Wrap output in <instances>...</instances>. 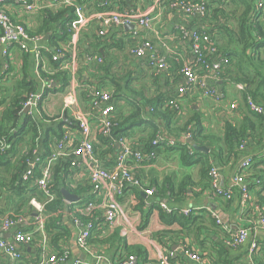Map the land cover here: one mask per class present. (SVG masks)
Masks as SVG:
<instances>
[{
	"label": "crops",
	"instance_id": "0c3cea01",
	"mask_svg": "<svg viewBox=\"0 0 264 264\" xmlns=\"http://www.w3.org/2000/svg\"><path fill=\"white\" fill-rule=\"evenodd\" d=\"M35 1L44 6L48 5V0ZM166 4L167 0H161L159 3H156L155 0H82L81 6L89 15L102 11H145L154 6L151 13L152 26L150 30L134 27L131 29L132 31L127 29L123 33L109 30L104 37H99L97 23L91 22L81 33L78 46L82 45L91 54H94L95 51L101 53L99 56L106 60L108 70L102 71L99 66L86 64L83 60L84 55L78 56L79 49L73 69L61 72L67 78V85L63 87L62 82L53 81L50 78L51 89L39 105V114L30 117L41 122L34 143H32V135L22 132L24 129L14 131L12 139L10 141L8 139L6 154L4 153L3 157L0 156V241L13 244L14 235L17 232L34 234L33 242L29 245L14 244L16 251L21 254L19 264L35 263L41 254L39 248L40 241H42V235L35 232L36 214L30 205L31 199L42 201V198L36 187L32 183L24 182L22 176L27 170L29 162L36 164L43 162L48 157L58 140L57 135L61 137L64 133L70 132L71 147L76 146L80 140V134L77 128L71 127L72 117L63 109V100L69 90H73L77 108L91 115L96 114L97 109L85 100L88 87L99 91L103 89L112 93L113 91L118 92L119 97L115 99V117L123 125L122 129H128L125 133L126 136L122 138H125L136 150L143 149L144 144L154 136L156 131L165 139L176 140L181 135L178 131L185 125L198 123L202 130L199 137L191 142L206 150L199 151L190 148V152H200L208 156L210 166L218 168L222 185L232 190L233 199L227 201L209 192V189L206 188L207 179L200 174L201 157L191 153L189 156L192 157L191 162L193 163L187 164L182 161L181 148L157 147L155 148L156 158L146 160L135 173L140 186L129 185L123 197L119 199L121 211L117 222L112 227L103 225L101 222L97 224L91 232L90 238L98 237L100 242L89 243L87 240L88 250L82 251L75 243L77 230L73 224L70 225L67 218L72 213L69 212V209L80 212L78 203L88 200L95 203L94 211L101 217L103 210L100 206V197L92 194L87 187L86 169H72V177L69 178L67 184L71 189L80 188L81 195L74 203H68L63 197L64 209L61 219L71 234L67 242L68 258L62 264H72L77 260L81 264H113L118 254L126 255L128 251L134 252L136 249L146 252L145 259L133 254L137 259V264H157L159 255L167 250L173 251L175 254L171 260L172 264H264V230L257 224V215L254 210L257 205L264 208V186L250 188L249 204L243 208L239 203V190L233 182L246 157L251 158L252 167L256 161L260 160L259 158H263L264 137L257 146L247 149L246 153H240L235 160L225 159L223 155V159L219 161L216 157L211 156L216 153L219 147V139L223 134L226 122L235 124L241 120L240 116L254 114L247 107V98L243 96L246 94L244 90L247 89L246 91L256 92L259 95L264 94V80L255 76L254 72V70L263 69L259 73L263 72L264 74V44L262 43L264 37L260 42L262 46L246 53L248 56L246 59H252L251 62L247 60V63L242 65L246 69L248 77L252 78L250 87L235 82L234 79L242 77V74L237 67L232 66L231 73H228L225 79L220 78L217 82H208L209 86H215L217 92L221 94L220 101L201 97L198 94H189L181 98L179 112L169 109L163 110V115L154 114L153 108L159 102H163L164 105L169 99L180 97L178 93L183 84L178 70L171 68L169 59L173 60V57L167 50H171L182 61H192L190 34L193 31H204V24L200 17L197 15L183 17L177 12L169 11ZM63 9L64 7L60 6H46L35 16L30 17L22 11L17 12L16 7H11L13 17L25 24L32 34L41 35L42 44L47 47L52 42H57L59 45L68 43L67 40L62 41V32L59 30L58 24H50V30L46 33H37L39 27L44 23V11L56 14ZM259 21L262 23L264 31L263 15L259 17ZM180 27L185 30V36L179 32L178 28ZM130 31L135 32L136 36L133 37L129 33ZM96 39L100 41L98 46H95ZM129 41H133L134 44L149 41L154 51L165 57L170 68L156 73L148 65L150 57L148 53L141 57L130 56L127 43ZM257 56L260 57L256 59ZM256 60L262 61L263 65L257 64ZM5 64H8L9 74L4 71ZM33 68V58L30 55L11 49L10 55L5 58L0 52V103L8 91L3 88L2 83L21 79L23 71L33 81L35 89L38 87ZM125 74H128L126 84L123 81L125 77L121 81H117V83L119 82L118 86L109 80L113 75L116 79ZM99 79L102 82L101 86L98 85ZM259 86L262 87L261 90H258ZM14 93L13 86L10 98ZM56 96L59 97L55 98ZM248 96L250 97V95ZM255 99L253 100L255 103L264 107V102L260 97ZM2 109L0 104V112ZM134 110L139 112L136 118L137 124L131 128L132 121L129 120V115ZM21 117H29L27 113H24L23 107ZM60 121L65 124H60ZM92 132L96 134L93 127ZM97 137L98 135L93 137V144L97 141ZM257 141L255 140L256 143ZM116 153L115 146L112 154L114 159ZM257 155L259 156L258 160H253ZM21 168V173L16 178ZM39 168L35 170V173L39 171ZM257 170L264 172V166H258ZM250 175L249 168L245 180L246 183L252 185L253 179L250 178ZM181 183L186 184L183 190L178 189ZM262 183H264V175L261 176L260 184ZM144 189H151L154 191L153 195L146 196L143 192ZM160 202L180 210L192 209L193 212L184 216L188 221L186 220L183 225L175 221L168 225L160 218L161 211L158 207ZM212 213L220 219L222 226L216 224ZM6 218H11L16 223L7 230H3L2 223ZM145 222L146 224H144ZM242 228L250 230L247 242L236 249L226 246L225 242L230 235ZM46 242L49 251L54 253L55 251L47 239ZM252 242L257 244V250L253 257H249L247 251ZM183 247L198 254L201 262H195L186 257L182 252ZM129 248L131 249L129 250ZM0 264H10V259L1 250Z\"/></svg>",
	"mask_w": 264,
	"mask_h": 264
},
{
	"label": "built area",
	"instance_id": "2783aa9c",
	"mask_svg": "<svg viewBox=\"0 0 264 264\" xmlns=\"http://www.w3.org/2000/svg\"><path fill=\"white\" fill-rule=\"evenodd\" d=\"M161 0H155L159 3ZM263 0L257 4V8L263 7ZM105 5V4H104ZM46 6H60L72 9V19L67 23V31L69 32V40L66 45H57L47 47L42 44V36L30 34L29 30L20 21H17L12 14L11 7H16L17 12H23L27 16H35ZM44 6L35 0H0V52L2 57H8L11 49H16L20 53L32 56L33 72L38 87L31 92L25 99L23 109H28L27 115L35 117L39 114V105L43 102L44 96L49 92L51 79L53 75L63 71L73 69L77 59L78 42L81 33L95 22L98 25L97 34L104 37L109 30L123 31L125 26L139 27L150 30L152 26L151 13L154 6L145 11H102L95 14H87L80 4H76L75 0H48V5ZM166 8L171 12H177L183 17H192L197 15L201 19L206 15V0H167ZM15 11V12H16ZM179 32L185 36V30L180 27ZM132 31V30H131ZM129 32L133 37L135 32ZM119 33V32H118ZM134 39V38H133ZM191 51L193 54L192 61H182L171 50L167 52L173 57L176 63H181L182 68L180 75L183 79L182 87L179 89V98L169 99L167 106L169 109L179 112L181 98L189 94H198L201 97L212 98L220 101L222 96L214 87L209 86L208 82H217L221 73L222 59L217 58V48L211 37L202 31H193L190 34ZM145 53L149 54L148 65L150 69L156 73L168 70L169 66L165 57L154 51L149 41H142L128 48V54L132 57H141ZM49 55V59L47 56ZM83 60L86 64L101 66L103 58L96 54H85ZM51 63V64H50ZM8 64L4 66V71L9 74ZM113 94L107 90L87 88V98L92 107L97 109V113L91 115L77 108L74 91L69 90L63 100V109L67 111L77 125L80 134V140L76 146L71 147L70 132L64 133L56 142L53 150L50 152L44 162L28 163V168L22 176V180L32 183L38 190L42 201L35 199L30 200V205L35 211V229L37 233L42 235L40 243V257L32 264H62L68 258V253L62 255L53 253L47 248V242L44 237V227L46 218L44 215L45 206L55 199L51 187V174L53 165L59 160H68L69 165L73 169L84 168L87 171L88 183L91 186V192L101 199L100 206L103 210V225L112 227L120 217V205L118 199L122 198L125 190L130 185L140 186L135 176L136 171L146 160L156 158L154 151L148 154H142L139 150L133 149L125 138H119L115 141L117 153L112 167H104L93 150V142L95 135L110 136L115 126V105L112 101ZM246 104L248 109L257 115H264V107L255 103L251 98H247ZM90 117V118H89ZM92 127L95 133L92 132ZM191 142V134L189 132L181 135L178 139H165L158 133L151 142L153 147H173L177 143L185 147L188 154L191 155L189 143ZM243 144L240 149H243ZM7 146L5 141H0V152L5 153ZM251 158L246 157L240 165V172L234 179V185L238 188L240 205L245 208L250 201L249 184L246 183V174L251 166ZM39 168V175L35 176V170ZM258 183V180H253ZM208 189L211 194L224 200L233 199L231 189L224 187L221 183V177L218 168L211 166L208 172ZM146 196H152L153 191L150 189L143 191ZM84 207L83 212L90 213L95 210V203L89 202ZM160 207L167 213L171 210L166 204H160ZM257 215V224L264 230V208L260 205L254 207ZM192 209L180 210V214L188 216L192 214ZM216 224L222 226L220 219L216 214L212 213ZM16 223L11 218H6L2 223V229L7 230ZM73 225L77 230L75 243L82 250L87 251V240L94 230V226L90 223H82L79 219L73 221ZM250 230L242 228L230 235L225 244L231 249H236L247 242ZM33 242L32 233L17 232L14 235L13 244L0 241V250L10 259V264H19L21 254L16 251L14 244L29 245ZM257 250V244L252 242L248 248L249 257H253ZM183 254L190 260L201 262L200 256L192 253L188 248L183 247ZM175 254L173 251H165L159 255V264H172L171 260ZM72 264H81L79 260ZM113 264H137L134 255H129L124 259H117Z\"/></svg>",
	"mask_w": 264,
	"mask_h": 264
},
{
	"label": "trees",
	"instance_id": "16d2710c",
	"mask_svg": "<svg viewBox=\"0 0 264 264\" xmlns=\"http://www.w3.org/2000/svg\"><path fill=\"white\" fill-rule=\"evenodd\" d=\"M186 1H195V0H186ZM260 0H206V15L204 18H202L204 27L202 31L209 37H211V40L214 41L217 48V58L222 59L221 63V73L220 78H226L228 73H231V67H237L240 73L242 74V77L234 79L236 83L244 84L250 87V83L252 81V78L248 77V74L246 73V69L242 67L244 63H247V60L251 62L252 59L247 58V52L250 50L258 49L260 46V42L264 37V31L262 23L259 21V17L263 15L264 18V3L262 8H257V4ZM264 2V0H263ZM76 4H82V0H75ZM45 15L44 23L42 26L38 29V34L46 33L48 32L49 25L50 24H58L59 30H61L62 35V41L68 42L69 40V32L67 31V23L72 19V9L71 8H64L60 13H52L50 11H44ZM32 34L31 32H29ZM264 40V39H263ZM51 41V40H50ZM63 42V43H66ZM100 43L99 40L96 39L95 46H98ZM129 45L133 46V41L127 42ZM264 44V41L262 42ZM133 44V45H132ZM59 45L57 42H52L49 44V47L57 46ZM79 55L83 56L85 54H91L89 50L84 49L82 45L79 44ZM94 54L101 55L99 52H94ZM49 59V55H45ZM260 57V56H259ZM258 56L256 57L259 58ZM171 63V68L173 70H178V73L180 74V70L182 68L181 63H176L174 60L169 59ZM257 64L262 66V61L256 60ZM51 64V63H50ZM255 67H257L256 64H254ZM170 66V65H169ZM170 68V67H169ZM99 69L104 71L108 70L107 62L106 60H103V63L101 66H99ZM254 70L256 73L255 76L258 78L264 80V74L263 72L260 74L259 72L263 69ZM253 72V71H252ZM25 73V74H24ZM127 76L128 74L122 75L114 79V75L110 77V81L115 84V86H118L119 82L124 77L123 80L124 83H127ZM181 76V75H180ZM53 79V81H60L63 83V87L67 85V78L62 73H57L50 77ZM219 78V79H220ZM101 79V78H100ZM99 79V80H100ZM233 80V79H232ZM101 80L99 81V84L101 86ZM260 87V86H259ZM215 88V86H214ZM262 87H260L261 90ZM35 90V85L33 81L28 77L25 71H23L21 79L16 82L14 85V95L11 96L10 100L8 101H2L0 104L2 106V110L0 112V141L3 139L5 141V144L7 146L8 139L9 141L13 137L14 131H23L26 132V134L29 133V135H32V143H34V140L38 136V131L41 125V122L39 120H33L30 117H21V111L23 104L25 102L26 97ZM216 90V89H215ZM247 90V89H246ZM244 90L246 93L243 95L245 98H250L252 100H256L255 98L260 97L262 101L264 102V94H258L256 92H248ZM217 91V90H216ZM113 97L112 101L115 105V99L119 97L118 92L113 91ZM250 95V97L248 96ZM86 101L89 99L86 98ZM247 100V99H246ZM168 102V101H167ZM166 104L163 105V102H159V104L153 108V113L157 115H163L162 111L169 110V107ZM258 104V103H257ZM166 109V110H165ZM159 110V112H158ZM171 111V110H170ZM139 112V111H138ZM138 112L133 111L129 117L132 121L131 128L137 124L136 118L138 117ZM241 120L238 123L233 124L232 122H226L223 128V134L221 138L219 139V147L216 151V153L211 154V156L216 157L221 161L223 159V155L225 159L232 158V160L237 159V156L240 155V153H246L247 149L254 148L257 146L264 137V116L263 115H257V114H249V115H243ZM115 126L112 129L111 135L101 136L98 135L97 141L93 144V150L95 155L99 158V160L102 162L104 167H112L114 164V157H113V151L115 147V141H117L119 138L126 136V132L128 129H122V124L118 122L117 118L114 117ZM71 127L73 129L77 128V125L75 121L71 120ZM60 124H65L64 122L60 121ZM201 127L198 123L194 122V124H188L185 125L184 128H182L179 133L181 135L189 132L191 134V141H195L196 138L199 137ZM158 134V131L154 133V136L152 138L150 137L149 141L144 144V148L139 150L142 154H148L152 151H156L155 147L151 145L152 139ZM180 135V136H181ZM60 135H57V138L59 139ZM255 140H258L257 143ZM243 146V149H240L241 145ZM255 144V145H254ZM181 148V154H182V161L184 163L190 164L193 163L192 157L189 156L187 150L185 147L181 146L180 144H176L173 147H170V149L173 148ZM157 148V147H156ZM197 156L201 157L200 164V174L202 177L207 179L206 188H208V172L210 169L209 159L207 155H204L200 152H194ZM192 153V154H193ZM6 154V153H5ZM4 153L0 152V156H4ZM107 154H110V156H107ZM261 156V155H260ZM47 157V156H46ZM45 157V158H46ZM259 156H255L253 160H258ZM260 160L256 161L252 167L250 166V172H251V179L258 180V184H253L248 186V189L253 186H264V183L260 184L261 182V176L264 175L263 171H258V166H264V152H263V158H259ZM45 161V160H44ZM43 161V162H44ZM252 161V160H251ZM252 164V163H251ZM25 168V167H24ZM73 168L70 167L68 160H59L57 161L53 167H52V174H51V187L53 190V193L55 195L54 201L47 204L44 209V215L46 216L47 220L45 223L44 231H45V237L49 243V245L52 246L54 249V253H57L58 255H62L64 252H69L67 248V242L70 239L71 231L67 226L64 225V222L61 219L62 211H63V196L61 193V190L64 189L69 193H73L77 198L81 195L78 188L71 189L70 186L67 184V181H69V178L72 177ZM22 168L19 170L18 174L16 175V178L21 173ZM39 171L35 173V176H38ZM185 183H181L178 186L179 190H183L185 188ZM91 192V186L88 183L87 186ZM252 187V188H253ZM82 191L85 189H81ZM147 190V189H144ZM151 190V189H150ZM92 193V192H91ZM154 193V191H153ZM119 202V199H118ZM89 203V201H82L79 204V211L75 212L73 210L69 209V212L71 213V216H67L68 221L70 225L73 224V221L75 219H79L82 223L88 224L94 226V228L99 224L100 222L103 223V219L101 215L96 213L94 210L90 213L83 212L84 204ZM165 204L163 202L158 203L160 213V218L166 223L170 224L171 222L175 221L180 225H183V223L186 222V218L180 214V209L171 207L168 204L167 207L171 210L170 213L165 212L161 207L160 204ZM261 206V205H260ZM100 216V218H98ZM147 217V216H146ZM98 219V220H97ZM188 221V220H187ZM146 224V222L144 223ZM166 234V232H164ZM34 237V234H33ZM91 237V236H90ZM88 238L89 243H95L100 242L98 240V237L95 238ZM39 239V237H38ZM41 242V241H40ZM39 242V243H40ZM60 242V243H59ZM39 246V245H38ZM131 248H129L130 250ZM225 254V252H223ZM137 254L141 259L146 258V252L142 249H136L133 251H128L126 255H120L118 254L117 257L114 259V262L117 259H124L128 257L129 255ZM145 257V258H144ZM158 261V260H157ZM159 264V261L157 262Z\"/></svg>",
	"mask_w": 264,
	"mask_h": 264
},
{
	"label": "water",
	"instance_id": "95a60500",
	"mask_svg": "<svg viewBox=\"0 0 264 264\" xmlns=\"http://www.w3.org/2000/svg\"><path fill=\"white\" fill-rule=\"evenodd\" d=\"M133 26H125L124 29L127 30H131L133 29ZM28 109H24V113H27ZM189 146L194 149V150H199V151H205L206 149L204 147H198L196 145H194L192 142L189 143ZM62 196L64 197V199L68 202V203H74L77 201V197L69 192H67L66 190L62 189L61 190Z\"/></svg>",
	"mask_w": 264,
	"mask_h": 264
},
{
	"label": "rangeland",
	"instance_id": "374dc122",
	"mask_svg": "<svg viewBox=\"0 0 264 264\" xmlns=\"http://www.w3.org/2000/svg\"><path fill=\"white\" fill-rule=\"evenodd\" d=\"M128 47H131L130 45H128ZM6 65V64H5ZM4 65V66H5ZM18 80H20V79H15V80H11V82H9V83H2V85H3V88L5 89V90H7L8 89V91L6 92V96H5V98L7 97V96H9V97H7L6 99L4 98V100L3 101H9L10 100V93H11V91H12V87L16 84V82L18 81ZM59 96H56L55 98H58Z\"/></svg>",
	"mask_w": 264,
	"mask_h": 264
}]
</instances>
